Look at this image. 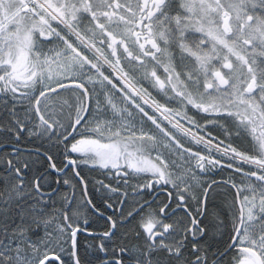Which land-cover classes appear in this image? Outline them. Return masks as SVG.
<instances>
[{
	"label": "snow or ice",
	"instance_id": "6c2138e0",
	"mask_svg": "<svg viewBox=\"0 0 264 264\" xmlns=\"http://www.w3.org/2000/svg\"><path fill=\"white\" fill-rule=\"evenodd\" d=\"M0 98V264H82L85 208L99 264H264V0H0Z\"/></svg>",
	"mask_w": 264,
	"mask_h": 264
},
{
	"label": "flooded vegetation",
	"instance_id": "af4514ba",
	"mask_svg": "<svg viewBox=\"0 0 264 264\" xmlns=\"http://www.w3.org/2000/svg\"><path fill=\"white\" fill-rule=\"evenodd\" d=\"M53 24L55 25L56 22L54 21ZM54 67L55 66H53V68ZM105 67L107 68V65H105ZM150 70L151 69L149 68V71ZM108 71L111 72L112 69L108 68ZM160 72L163 73V69H160ZM88 87L91 88L92 84L89 83ZM97 88H99V85H97ZM153 91H155V90H153ZM3 103H4V99L0 98V105H2ZM0 115H2V109H0ZM201 115H205V114H201ZM211 118L212 117L209 116V119H211ZM204 123H205V121L201 120V124H204ZM10 143L11 142L6 137H0V155H6V153H8L10 151V148L6 146V145H9ZM40 143H41V141L38 139H35V138H33L32 142L29 143L28 142V134L25 133V138L21 141L20 146L28 148L31 150V149H33L34 145H40ZM192 147H193V149L196 148L195 145H193ZM74 155H76V154H74ZM33 159H35V157H33ZM62 161H63L62 156L57 159L58 166H60V167L63 166ZM47 167L48 166L46 163H44L42 161L38 162L34 166L33 171L30 173V177L44 173L45 170L47 169ZM37 168H39V171H36ZM81 170H82V175L84 177H86L87 180L89 181L87 187H88L89 192L92 193V198H93L94 202L99 204L101 208H103V202H102L101 195L95 191V189L97 187V183L99 180H103L105 183L111 182V184L113 186L120 184L121 191L123 192L125 190L123 187V181L121 179H118L114 173L109 174V173L105 172V170L99 169V168L92 170L89 165H82ZM229 170H227L226 168L224 170L217 169L215 171V174L209 173V174L204 175L202 177L209 178L208 183H211L213 180H215L217 182H221V181L225 180L226 176L228 177V174L231 173V171H229ZM55 180H56L55 175L48 177V182H51L53 184V187L58 186L55 184ZM129 183L132 185V187H129L126 189L129 193V204H131L134 199L139 200L141 203H143L144 200H149V201L156 200L158 203L159 200L166 198V192L162 188H158L155 193H152V194L147 195V196L142 195V196H138V197H133L131 195V193L133 192V189L136 186V181L130 180ZM141 183H143V181H141ZM82 188H83V185H81V189H77L75 191V195H76L75 205H79L82 203V198L80 195V191L82 190ZM216 191L219 193V195L215 201V203L217 205H219V206L225 205L226 206V204L231 202L232 199L227 200L225 198L226 197L225 196L226 187L218 188V189H216ZM223 192H225V193H223ZM231 192H232L231 197L233 198L235 196L236 190L231 189ZM72 195H73V189L71 187H69L67 189L61 187L60 192L58 193L57 197H55L54 199L59 201L64 196L71 197ZM157 195H158V199H157ZM84 199H86V197ZM115 203H116V207H117V211H118L119 210V201H115ZM58 207H59V205H57V208ZM128 210H130L128 205H125V215L127 214ZM84 219H87V221H88L87 232H83L78 236L79 252H80V256L82 258V264H99V261H97L95 258V249L90 247L91 245L98 243V241L94 240L92 238V236L88 235V232H92V233H96V234L102 233L106 227L105 221L103 219H101L98 215L92 214V212H90L87 208H85L83 210V216L81 217V220H80L81 224L84 223ZM130 228H131V225H126L125 227H123L117 231V235L112 238V242H109V251L112 250V248L115 246L116 243H120L122 241L123 237L127 234V232L129 231ZM230 258L231 257L229 256L228 259H230ZM65 260L67 261V264H71V260L68 258V256H65Z\"/></svg>",
	"mask_w": 264,
	"mask_h": 264
},
{
	"label": "trees",
	"instance_id": "16d2710c",
	"mask_svg": "<svg viewBox=\"0 0 264 264\" xmlns=\"http://www.w3.org/2000/svg\"><path fill=\"white\" fill-rule=\"evenodd\" d=\"M221 188V187H220ZM223 193H225V192H223ZM231 195H232V192H229V189L228 188H226V193H225V198L227 199V200H231L232 199V197H231ZM227 205L228 204H226V206L224 205V206H220L221 208H223V210L225 211V212H227L228 211V207H227Z\"/></svg>",
	"mask_w": 264,
	"mask_h": 264
},
{
	"label": "rangeland",
	"instance_id": "374dc122",
	"mask_svg": "<svg viewBox=\"0 0 264 264\" xmlns=\"http://www.w3.org/2000/svg\"><path fill=\"white\" fill-rule=\"evenodd\" d=\"M194 163V162H193ZM227 170H229V169H227ZM229 171H231V170H229ZM229 176H230V174H228V177L226 176V178H225V180H227L228 178H229ZM201 179H203L204 181H207L208 182V180H209V178H207V177H201ZM67 256V255H66Z\"/></svg>",
	"mask_w": 264,
	"mask_h": 264
}]
</instances>
